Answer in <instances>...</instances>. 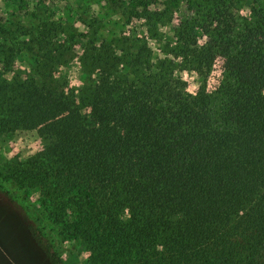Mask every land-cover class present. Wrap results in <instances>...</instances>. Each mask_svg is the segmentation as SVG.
<instances>
[{
  "label": "trees",
  "instance_id": "trees-1",
  "mask_svg": "<svg viewBox=\"0 0 264 264\" xmlns=\"http://www.w3.org/2000/svg\"><path fill=\"white\" fill-rule=\"evenodd\" d=\"M205 1L198 7L205 37L199 41L192 16L182 20L178 60H154L148 42L97 30L88 47L92 73L78 100L54 74L74 55L70 39L61 48L58 40L33 38L51 46L41 62L43 84L21 91L15 113L22 125H43L48 145L35 158L60 173L73 196L94 185L117 199L102 206L147 216L134 236L109 240L150 241L141 229L148 225L163 228L175 263L201 255L209 264H264V0L244 23L232 13L234 0ZM218 55L231 77L221 124L206 88L190 92L176 74L177 67L210 69Z\"/></svg>",
  "mask_w": 264,
  "mask_h": 264
},
{
  "label": "rangeland",
  "instance_id": "rangeland-1",
  "mask_svg": "<svg viewBox=\"0 0 264 264\" xmlns=\"http://www.w3.org/2000/svg\"><path fill=\"white\" fill-rule=\"evenodd\" d=\"M206 3L0 0V264H56L53 254L59 258L58 264H178L171 256L173 248L164 239L163 228L143 225L141 229L153 237L150 241L109 240V235L115 233L134 236L133 227L147 216L130 207L102 206L114 204L117 199L113 193L103 196L94 185L83 187L73 196L67 180L35 158L48 145L43 125L28 127L19 123L15 105L22 90L43 84L41 62L51 46L45 41L36 45L33 38L40 35L58 40L55 46L61 48L63 45L58 44L70 39L74 55L69 61L58 62L54 74L77 99L92 73L88 47L98 35L97 30L106 37L126 36L138 45L148 42L154 60L165 56L178 60L179 24L192 16L199 24L195 34L201 42L206 22L198 7ZM136 4L137 10L133 8ZM253 5H258L256 0H234L235 19L239 23L251 19ZM157 11L165 12L162 19L155 14ZM177 68L176 74L188 82L190 92L205 87L211 94L210 111L221 124L224 89L231 82L223 56L218 55L210 69L203 71ZM84 202L88 209L81 207ZM109 218L122 223L117 228L107 226ZM180 264H209V257L191 256Z\"/></svg>",
  "mask_w": 264,
  "mask_h": 264
}]
</instances>
